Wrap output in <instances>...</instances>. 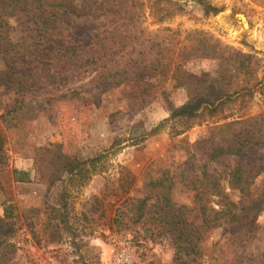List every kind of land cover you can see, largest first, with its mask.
<instances>
[{"label":"rangeland","instance_id":"374dc122","mask_svg":"<svg viewBox=\"0 0 264 264\" xmlns=\"http://www.w3.org/2000/svg\"><path fill=\"white\" fill-rule=\"evenodd\" d=\"M218 1L224 12L207 16L205 0H93L102 6L100 17L76 20L72 40L60 45L77 47L82 59L99 45L92 59L102 61L66 65L62 74L68 82L35 88L24 100L21 92L5 86L0 63V116L6 108L10 112L0 122L6 139L0 226L10 230L11 246L1 264H112L113 251L124 240L136 246L132 264H264V212L254 221L209 229L202 225L206 217L194 204L191 185L205 163L224 186L229 169L262 167L250 190L261 192L264 147L208 163L201 141L208 140L214 126L264 115V94L242 93L216 116L205 113L187 124L157 128L189 101L188 87L196 89L201 77L215 79L225 70L232 89L245 87L238 55H251L263 69L264 0ZM10 24L18 37L23 22ZM116 73L115 80L107 78ZM74 89L79 91L74 99L55 98ZM111 147L107 170L83 184L62 160L69 156L84 162ZM164 177L174 178V214L179 211L198 226L199 240L188 256L157 237L165 228L151 218L154 207L146 209L150 219L144 216L138 223L131 202L122 206L127 197L144 198L150 182ZM225 193L239 205L247 203L227 187ZM218 201L213 198L209 207L218 211ZM118 210L120 224L114 222Z\"/></svg>","mask_w":264,"mask_h":264},{"label":"trees","instance_id":"16d2710c","mask_svg":"<svg viewBox=\"0 0 264 264\" xmlns=\"http://www.w3.org/2000/svg\"><path fill=\"white\" fill-rule=\"evenodd\" d=\"M101 8V5L96 7L93 0H81L80 4H76L75 0H0V63L4 68L2 75L6 77L5 86L21 92L20 99L24 100V96L29 95V92H35V88L36 91H40L56 82L60 84L68 82L69 77H64L62 74L66 65L80 68L82 64H77V62L84 59L86 64L91 66L100 63L102 61L100 58L92 59L96 55V50L101 49L99 45L82 59L84 53L77 51V47L73 45L65 47L60 43L65 44V41L72 40L71 33L76 30V20L84 17L98 19L102 12ZM204 10L205 15L216 16L224 12V7L218 0H205ZM11 20L23 22L24 27L18 37L14 35L16 31L10 24ZM243 44L247 42L243 41ZM79 56L82 57L79 58ZM63 59L67 60L63 62ZM236 60L238 69L245 71V87L240 90L232 89L227 83V71L225 70H222L215 79L201 77L195 83L197 84L196 89L188 87L189 101L172 111L169 118L161 122L157 128L173 122L187 124L205 113L211 117L216 116L224 111L223 107L226 103L233 101L234 96L239 97L242 93L251 97L264 94V66L262 70L259 69L257 61L253 60L249 54L238 55ZM57 61H60L62 65H59ZM247 61L250 64L247 65ZM254 63L255 67H253ZM116 76H118L117 73L108 74L107 78L113 81ZM251 81L255 84L250 85ZM122 82L123 79H120L114 85L117 86ZM188 83L191 82L188 81ZM222 83L224 86H220ZM78 92L76 89L61 92L55 98L71 100L78 95ZM9 113L6 108L0 116V122H5ZM263 125L264 115H260L214 126L208 140L201 141V144L205 145L202 155L210 163L222 157H240L250 147H264ZM5 140L0 126V163L4 156ZM112 147L103 154L84 162H79L69 156H64L62 160L67 168L73 167V175L78 176V181L83 184L94 174L107 170L106 158L113 153ZM207 166V163L202 164L200 176L191 183L193 184L192 190L195 192L194 204L201 206L199 212L201 211L203 217L204 214L206 217L202 219V225L214 229L226 224H240L249 219L254 221L264 212V187L257 195L250 193L255 179L263 172L262 167L252 171V169L235 166L226 174V185L224 186L221 178L210 173ZM149 186L151 188L144 198L127 197L122 206L131 202L132 207L138 211L136 216L138 223L142 222L146 216V209L154 207L156 212L151 218L165 228V231L159 233L157 237L172 244L178 253L184 252L185 256H188L199 240L196 235L198 226L194 223L189 224L183 213L177 211L178 214H174L172 202L174 178L157 179L151 181ZM225 187L241 194L242 198H247V203L243 205L235 203L225 193ZM215 197L219 199L218 211L208 205ZM203 201L206 203V208ZM120 213L121 210H118L114 220L116 224H120L123 220ZM9 233L10 230L0 226V264L6 258L7 250L11 248L8 243Z\"/></svg>","mask_w":264,"mask_h":264},{"label":"built area","instance_id":"2783aa9c","mask_svg":"<svg viewBox=\"0 0 264 264\" xmlns=\"http://www.w3.org/2000/svg\"><path fill=\"white\" fill-rule=\"evenodd\" d=\"M136 246L130 240L117 244L113 251L112 264H132L135 261Z\"/></svg>","mask_w":264,"mask_h":264}]
</instances>
